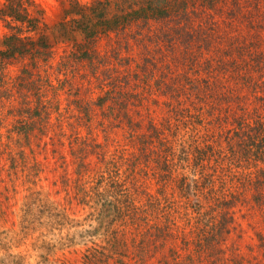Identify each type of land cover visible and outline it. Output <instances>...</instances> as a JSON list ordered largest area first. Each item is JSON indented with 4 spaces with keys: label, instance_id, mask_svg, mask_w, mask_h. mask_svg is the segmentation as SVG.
I'll list each match as a JSON object with an SVG mask.
<instances>
[{
    "label": "trees",
    "instance_id": "trees-1",
    "mask_svg": "<svg viewBox=\"0 0 264 264\" xmlns=\"http://www.w3.org/2000/svg\"><path fill=\"white\" fill-rule=\"evenodd\" d=\"M241 1L63 0L49 27L0 0V203L25 180L27 232L88 223L82 264H264V0Z\"/></svg>",
    "mask_w": 264,
    "mask_h": 264
},
{
    "label": "rangeland",
    "instance_id": "rangeland-1",
    "mask_svg": "<svg viewBox=\"0 0 264 264\" xmlns=\"http://www.w3.org/2000/svg\"><path fill=\"white\" fill-rule=\"evenodd\" d=\"M83 4L91 2V0H80ZM250 0H242L244 6ZM44 12V21L49 27H53L60 22L63 15L61 2L63 0H34ZM53 30V29H52ZM51 30V32H52ZM50 32V33H51ZM5 24L0 20V42L6 34H9ZM113 37L114 34H112ZM108 39L100 42V50L104 54ZM109 45V42H108ZM109 47V46H108ZM64 49V47H61ZM62 49L59 50L61 53ZM108 50V48H107ZM144 50V48H143ZM141 51V49L139 50ZM58 52V53H59ZM18 66H11L8 72L9 76H14L18 71ZM17 107V105H15ZM63 104V108H64ZM16 122L19 119L14 117L8 118V126L2 127V130H12L18 128ZM51 122L56 123V114L51 117ZM38 128V127H36ZM47 129L53 130L54 128L48 127ZM14 151L10 153L12 160H9V152L4 157L5 166L10 167L11 164L19 167V171L29 168V163H32L33 155L27 152L29 163L23 157L19 156V146L15 145ZM34 159L38 164L45 169V172L40 176L41 181L38 183L37 190L42 191L48 195L51 201H57L61 196L56 195V192L61 189L60 184L54 187V182L59 181V174L54 172L55 160L51 158L52 147L48 148L49 159L44 160L45 153L41 154L40 148L34 147ZM26 154V153H25ZM41 154V155H40ZM55 173H53V172ZM5 178H8L5 176ZM22 179L13 187V183L5 184L8 191L4 192L6 195L0 203V211L9 210L14 215H8L4 221L0 222V264H82V257L87 248H90L92 228L88 223L83 222L82 225L76 227L75 224H68L65 228L61 229L59 226L49 228H42L38 233L31 234L27 232V227L22 224L18 213L23 208L24 198L26 196V188ZM74 219L83 221L84 216L76 214ZM31 228V227H30ZM244 229V240L241 244V250L250 256V245L254 242L251 238L254 237V231L250 230L246 225ZM98 236V235H97ZM69 241H72L69 243ZM250 264V257L249 263Z\"/></svg>",
    "mask_w": 264,
    "mask_h": 264
}]
</instances>
